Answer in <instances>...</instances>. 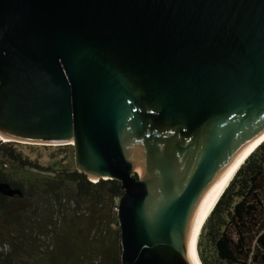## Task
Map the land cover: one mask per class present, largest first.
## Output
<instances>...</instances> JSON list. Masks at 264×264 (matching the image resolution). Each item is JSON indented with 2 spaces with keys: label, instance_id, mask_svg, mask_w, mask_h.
Segmentation results:
<instances>
[{
  "label": "water",
  "instance_id": "95a60500",
  "mask_svg": "<svg viewBox=\"0 0 264 264\" xmlns=\"http://www.w3.org/2000/svg\"><path fill=\"white\" fill-rule=\"evenodd\" d=\"M263 135L264 0H0V139L121 182L122 264H192L202 206Z\"/></svg>",
  "mask_w": 264,
  "mask_h": 264
},
{
  "label": "trees",
  "instance_id": "16d2710c",
  "mask_svg": "<svg viewBox=\"0 0 264 264\" xmlns=\"http://www.w3.org/2000/svg\"><path fill=\"white\" fill-rule=\"evenodd\" d=\"M0 141V264H122L118 180L91 181L74 167L73 146H57L70 164L45 166ZM136 176V175H135ZM201 264H264V142L244 161L207 218Z\"/></svg>",
  "mask_w": 264,
  "mask_h": 264
},
{
  "label": "bare ground",
  "instance_id": "6f19581e",
  "mask_svg": "<svg viewBox=\"0 0 264 264\" xmlns=\"http://www.w3.org/2000/svg\"><path fill=\"white\" fill-rule=\"evenodd\" d=\"M264 142V135L236 162L232 170L229 172L227 177L224 179L222 184L219 188L206 200L204 205L202 206L199 215L197 217L195 227L192 233V237L190 240V255L192 264H201L199 254H198V240L201 233V230L213 211L215 205L217 204L218 200L220 199L221 195L229 185L230 181L233 179L234 175L236 174L237 170L240 166L244 163V161L251 155V153L262 143Z\"/></svg>",
  "mask_w": 264,
  "mask_h": 264
},
{
  "label": "rangeland",
  "instance_id": "374dc122",
  "mask_svg": "<svg viewBox=\"0 0 264 264\" xmlns=\"http://www.w3.org/2000/svg\"><path fill=\"white\" fill-rule=\"evenodd\" d=\"M55 147L57 146H53L51 149H33L29 146L22 145L19 147V149L23 152L25 156L29 157L31 160L38 161L40 164L45 166H61L66 164L69 165L70 157L66 154H63L60 150Z\"/></svg>",
  "mask_w": 264,
  "mask_h": 264
}]
</instances>
